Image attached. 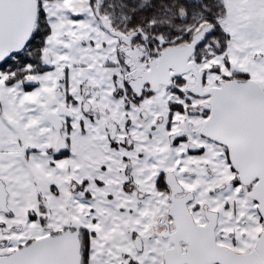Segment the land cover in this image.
Listing matches in <instances>:
<instances>
[{
    "label": "snow or ice",
    "instance_id": "obj_1",
    "mask_svg": "<svg viewBox=\"0 0 264 264\" xmlns=\"http://www.w3.org/2000/svg\"><path fill=\"white\" fill-rule=\"evenodd\" d=\"M0 264H264V0H0Z\"/></svg>",
    "mask_w": 264,
    "mask_h": 264
}]
</instances>
